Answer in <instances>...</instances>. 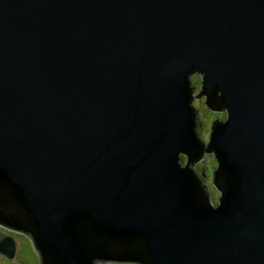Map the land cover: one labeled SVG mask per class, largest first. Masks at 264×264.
<instances>
[{
  "label": "water",
  "instance_id": "water-1",
  "mask_svg": "<svg viewBox=\"0 0 264 264\" xmlns=\"http://www.w3.org/2000/svg\"><path fill=\"white\" fill-rule=\"evenodd\" d=\"M0 171L10 259L264 264V0H0Z\"/></svg>",
  "mask_w": 264,
  "mask_h": 264
},
{
  "label": "rangeland",
  "instance_id": "rangeland-1",
  "mask_svg": "<svg viewBox=\"0 0 264 264\" xmlns=\"http://www.w3.org/2000/svg\"><path fill=\"white\" fill-rule=\"evenodd\" d=\"M191 78L195 85L194 90V98H193V105L198 110V117H199V132L201 138L205 141L209 140L211 134V126L212 122L215 118L219 117L218 114L213 111L207 104H206V96L200 95L201 88H202V74L199 72H195L191 75ZM226 113V111H225ZM227 117V114H226ZM221 119H225L224 116ZM183 162L186 163V156L182 155ZM216 163L215 156L212 152H207L203 158L196 162V168L199 172L202 173L204 176V181L211 193V199L214 203L219 202V191L216 189L213 183V172H214V165ZM1 230L4 233H13V236L16 238L17 241V253L15 258L10 259L3 253H0V264H13L14 262H21L24 264H39V255L35 250L31 238L24 232L18 230H11L5 227H1ZM121 264H138L133 262H119Z\"/></svg>",
  "mask_w": 264,
  "mask_h": 264
},
{
  "label": "trees",
  "instance_id": "trees-1",
  "mask_svg": "<svg viewBox=\"0 0 264 264\" xmlns=\"http://www.w3.org/2000/svg\"><path fill=\"white\" fill-rule=\"evenodd\" d=\"M216 112V111H215ZM217 114H218V116L221 118L222 116H224L225 118H226V114L227 113H225V111H218V112H216ZM215 160H216V158H215ZM218 168V162H217V160H216V163H215V165H214V171L216 170ZM0 174H1V171H0ZM2 175V174H1ZM0 175V180L1 179H3V180H5V181H7V184L9 183L8 182V180L6 179V177L4 176V175H2L1 176ZM213 175H214V172H213ZM217 189V188H216ZM13 190H14V188H13ZM218 190V189H217ZM15 191V194H17V196H18V198L22 201V197H21V195H20V192L16 189V190H14ZM219 194H220V192H219ZM220 196V195H219ZM19 204L17 205L18 207H22V205H21V202L19 201L18 202Z\"/></svg>",
  "mask_w": 264,
  "mask_h": 264
},
{
  "label": "flooded vegetation",
  "instance_id": "flooded-vegetation-1",
  "mask_svg": "<svg viewBox=\"0 0 264 264\" xmlns=\"http://www.w3.org/2000/svg\"><path fill=\"white\" fill-rule=\"evenodd\" d=\"M200 91H201V90H200ZM200 95H201V93H200ZM116 264H121V263L118 262V263H116Z\"/></svg>",
  "mask_w": 264,
  "mask_h": 264
}]
</instances>
